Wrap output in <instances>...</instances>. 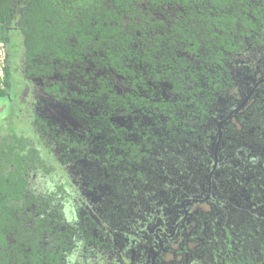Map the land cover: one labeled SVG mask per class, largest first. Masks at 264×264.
<instances>
[{
  "label": "flooded vegetation",
  "instance_id": "af4514ba",
  "mask_svg": "<svg viewBox=\"0 0 264 264\" xmlns=\"http://www.w3.org/2000/svg\"><path fill=\"white\" fill-rule=\"evenodd\" d=\"M179 9L154 13L168 52L138 38L122 72L96 52L54 74L18 62L0 107L22 119L8 115L0 136L14 127L29 137L46 173L30 168L31 182L42 180L12 202L31 234H8L9 264H31L19 257L31 244L42 264L46 254L53 264H264V22L234 49L218 44L209 67L203 43L174 39ZM214 74L227 82L181 121L188 130L158 124L167 118L155 105L183 100L182 90L189 101L197 87L204 99ZM132 93L139 107L119 108L114 94ZM99 114L119 136L96 129ZM34 219L45 222L37 234Z\"/></svg>",
  "mask_w": 264,
  "mask_h": 264
},
{
  "label": "trees",
  "instance_id": "16d2710c",
  "mask_svg": "<svg viewBox=\"0 0 264 264\" xmlns=\"http://www.w3.org/2000/svg\"><path fill=\"white\" fill-rule=\"evenodd\" d=\"M176 7L180 8L177 16L181 20L172 26L178 34L174 39L180 44L191 42L194 49L203 43L209 67L219 62L218 44H223L226 52L234 49L241 43L242 36L264 22V0H0V42L6 51L5 66L0 74V98L6 97L10 91L20 60L32 70L41 69L54 74L55 70L69 72L75 69L77 64L84 63V56L96 52L104 53L114 70L122 72L124 58L130 54L137 56L133 46L138 38L154 39L148 43L149 48L163 50L166 54L168 48L160 46V41H169L170 35L164 22L154 13L164 14ZM149 29L152 31L150 34ZM157 29L161 33L153 35ZM137 32L141 36H137ZM223 80L227 82L224 77L208 75L204 99L200 96L202 89L197 87L189 101H186L184 90L178 96L183 100L178 99L175 103L161 100L155 106L167 121L161 118L158 124L172 131L188 130L181 121L196 107L200 113L203 112L200 102L211 101L222 89ZM108 96L111 103L113 96ZM127 98L114 94L119 108L136 110L140 103L137 94H127ZM107 119L108 115L96 116V129L100 131L109 125L111 134L119 136L121 130L114 129ZM44 164L35 143L14 127L0 136V264H9L11 260L13 248L8 245V234L16 231L15 238L31 234L28 224L22 221L26 220L23 211L17 214V206L12 202L23 198L29 181L35 187V181L42 180L38 176L31 182L27 176L31 174L30 168L35 169L38 175L46 173ZM17 205L20 206L19 203ZM42 210L37 207L34 214H41ZM34 222L37 228L33 230L37 234L45 222L40 219H34ZM30 246L33 253H21L20 259L26 256L29 262L32 259L31 264H42L36 245ZM17 247L20 248L19 245ZM46 258L47 264H53L51 254H46Z\"/></svg>",
  "mask_w": 264,
  "mask_h": 264
},
{
  "label": "rangeland",
  "instance_id": "374dc122",
  "mask_svg": "<svg viewBox=\"0 0 264 264\" xmlns=\"http://www.w3.org/2000/svg\"><path fill=\"white\" fill-rule=\"evenodd\" d=\"M1 105V104H0ZM0 108H2V109H0V127L2 128V125L4 126V122L5 121H7L8 120V118H9V116L11 115L12 116V114L15 112L16 114H18V119H22V114H19L18 113V111H17V109L12 113V112H10L11 111V109H8V107H7V109H6V106L5 107H0ZM8 112V113H7ZM9 112H10V114H9ZM9 115V116H8Z\"/></svg>",
  "mask_w": 264,
  "mask_h": 264
},
{
  "label": "built area",
  "instance_id": "2783aa9c",
  "mask_svg": "<svg viewBox=\"0 0 264 264\" xmlns=\"http://www.w3.org/2000/svg\"><path fill=\"white\" fill-rule=\"evenodd\" d=\"M5 61H6L5 46L2 42H0V74H2V70L5 66Z\"/></svg>",
  "mask_w": 264,
  "mask_h": 264
}]
</instances>
